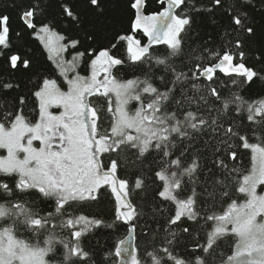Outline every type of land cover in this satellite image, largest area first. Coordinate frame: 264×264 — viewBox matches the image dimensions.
<instances>
[{
  "label": "snow or ice",
  "instance_id": "snow-or-ice-1",
  "mask_svg": "<svg viewBox=\"0 0 264 264\" xmlns=\"http://www.w3.org/2000/svg\"><path fill=\"white\" fill-rule=\"evenodd\" d=\"M154 2L0 0V264H264V0Z\"/></svg>",
  "mask_w": 264,
  "mask_h": 264
},
{
  "label": "trees",
  "instance_id": "trees-1",
  "mask_svg": "<svg viewBox=\"0 0 264 264\" xmlns=\"http://www.w3.org/2000/svg\"><path fill=\"white\" fill-rule=\"evenodd\" d=\"M8 4L10 5L11 4V0H8ZM155 8H156V6H155V2H154V0H152V9L153 10H155ZM6 12L8 13V14H10V17H11V26L13 27V28H18V27H20V25H21V21L18 19V17H17V10L16 9H13V8H11L10 6L6 9ZM126 23V22H125ZM138 38H140L141 40H142V42H146V38L145 37H143L142 35L141 36H138ZM33 48L36 50V54L38 55V56H41V49H40V46H39V44L38 43H36V42H33ZM46 55V54H45ZM43 58V57H42ZM242 160H243V162H244V164H247V157H242ZM109 209H111V205H109ZM108 231L109 230H105V231H102L101 233H99V238L103 241V240H108L110 243H111V236L110 235H108L107 233H108ZM120 232H121V234L124 232V230L123 229H121L120 230ZM121 238H122V235H121ZM143 243H144V241H143V239L141 238L140 240H139V245L142 247L143 246Z\"/></svg>",
  "mask_w": 264,
  "mask_h": 264
},
{
  "label": "rangeland",
  "instance_id": "rangeland-1",
  "mask_svg": "<svg viewBox=\"0 0 264 264\" xmlns=\"http://www.w3.org/2000/svg\"><path fill=\"white\" fill-rule=\"evenodd\" d=\"M0 154H2V153H0Z\"/></svg>",
  "mask_w": 264,
  "mask_h": 264
}]
</instances>
